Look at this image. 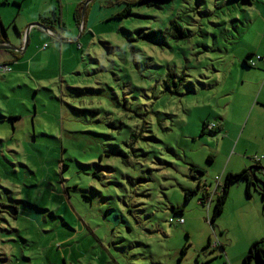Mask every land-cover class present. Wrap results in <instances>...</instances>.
Listing matches in <instances>:
<instances>
[{"label": "rangeland", "instance_id": "obj_1", "mask_svg": "<svg viewBox=\"0 0 264 264\" xmlns=\"http://www.w3.org/2000/svg\"><path fill=\"white\" fill-rule=\"evenodd\" d=\"M81 1L85 31L80 0H56L61 45L36 29L41 53L0 72V204L19 209L0 214V264H243L264 173L211 220L228 174L264 168V0H150L122 20L118 0ZM0 2L19 44V5Z\"/></svg>", "mask_w": 264, "mask_h": 264}, {"label": "trees", "instance_id": "obj_2", "mask_svg": "<svg viewBox=\"0 0 264 264\" xmlns=\"http://www.w3.org/2000/svg\"><path fill=\"white\" fill-rule=\"evenodd\" d=\"M118 1H120L122 4H124L125 7L121 12L111 16L110 20H113V19L122 20L125 18H129L133 15V7H135L138 4L148 3L150 0H118ZM155 1L166 2V1H172V0H155ZM247 1L251 2L250 0H247ZM6 3L8 4V0ZM14 4H17V3H14ZM17 5H19V4H17ZM83 6H84V3H81V5L77 6L75 13H74L75 22L77 23V26L79 28H81L82 23H85V19L87 17V10L86 9L84 10ZM0 22H1V20H0ZM38 22L42 23L44 26L50 24L48 29H50L51 31H53L56 34H57V30H56L57 27H59L62 31H66L65 30L66 29L65 23L62 19V15L58 11H53L48 16H41L40 20ZM38 30H40V29H38ZM85 30H86V23H85L84 28H83V31H85ZM3 32H6L5 26H3ZM18 33L20 35H22V33L20 31H18ZM252 56L253 55H249L244 60V65L248 68L253 67V65H251V64H253V62L255 60H253V59L248 60V58L252 57ZM256 63H257V61H256ZM0 65H2V64H0ZM7 65H9V64H7ZM184 78H185L184 75H181L180 77H178V79L176 76H172L171 74H169L167 76V79H166L167 85L172 83V85H174L176 88L174 90L170 89L171 93L175 94L178 92V88H179L178 85H179L180 81L184 80ZM15 119H17V118L10 117V120H15ZM207 127H208V124L205 123L203 126L202 135L206 134ZM208 128H210V125ZM215 128H216V126L214 125L212 127V129H210V130H212V131L214 130L217 132V130H215ZM255 168L259 169L260 172L264 173V168L262 166H260V167L258 166V167H254V168L252 167V168L244 169L240 173H236V174L230 173L227 175L225 184L223 186L222 194L219 195L216 206H215L214 215H213V218L211 220L212 224H214V222L217 220L219 215L223 213L225 203L228 200L230 189H231V186L233 184H235L241 180H245L247 182V191H248L249 195H251V187L253 184H255L257 189L261 190V188L259 187V179L256 175V172L254 171ZM193 169H196V167H193ZM188 195H189V191L187 192V196ZM0 205L3 206L5 204L1 203ZM17 210H19L18 207H17ZM175 211L177 213H182V210H176L175 209ZM17 216H18V213H17V215H15V217H17ZM221 248L224 251V247L221 246ZM185 253H186V248L183 249V256ZM243 264H264V240L263 241H256L250 246L249 253L244 257Z\"/></svg>", "mask_w": 264, "mask_h": 264}, {"label": "crops", "instance_id": "obj_3", "mask_svg": "<svg viewBox=\"0 0 264 264\" xmlns=\"http://www.w3.org/2000/svg\"><path fill=\"white\" fill-rule=\"evenodd\" d=\"M15 1V3H19V8H18V11H17V13L15 12V14H16V19H19V21H21V22H23L24 23V31H20L21 33H22V35H20L21 37L25 34V31L27 30V28L29 27V25H31L32 23H35V22H38L39 20H40V17L41 16H48L50 13H52L53 11H57V9L56 8H53L52 6H53V4L54 3H56V0H47L46 2H43V4L41 3L40 5H38V7H36L35 9H33V8H30L31 10L30 11H32V9H33V12H28L29 14H26L25 13V11L30 7V6H32V4L30 3L29 4V6H25V4H26V0H14ZM60 2H61V0H59ZM1 3V2H0ZM81 3H84L83 1H81L80 0V2H78L77 4L74 2L73 3V7H77V6H79V5H81ZM72 4V3H71ZM63 10V9H62ZM60 11V13H63V11ZM62 15V14H61ZM18 22V21H17ZM76 25H77V23H76ZM84 25H85V23L83 24L82 23V25H81V29H83L84 28ZM3 24H2V22H0V44H3V43H11V44H13V45H15V46H17V47H21L22 46V42L21 43H19V44H17V42L16 41H13V40H11V38L10 37H8V34H7V31L4 33L3 32ZM65 28H66V25H65ZM72 28H74V27H72ZM79 28V27H78ZM37 28H33L31 31H30V40H29V44H28V48L24 51V53H19V52H16V51H9V53L11 54V55H7V53H2V54H4V55H1L0 54V57H2L3 59H4V61H3V63L2 64H14V63H18V61H20V59L23 57V60H25L26 59V55L28 54V52L30 51V52H33L34 53V55L35 54H39V53H41L40 52V50L39 51H37L36 53H35V48L37 47V45L40 43V42H42L43 41V39H44V37L42 36V37H40V35H37V33L35 34V30H36ZM56 29V28H55ZM80 29V28H79ZM2 30V31H1ZM17 30H19L18 29V27H17ZM41 31H43V30H41L40 29V32ZM62 31V30H61ZM5 34V36H7V40L5 41L4 39H3V35ZM43 34L44 35H46L47 37H50V38H55L54 39V42L58 45V46H60L61 44H60V41H62L63 40V38L61 39L60 38V41H58V37L56 38V37H54V35L53 36H51L48 32H45V31H43ZM12 39H14V38H12ZM36 39L38 40V42L39 43H37L36 44ZM33 47V48H32ZM32 49V50H31ZM2 50H0V52H1ZM7 55V56H6ZM249 55H253V54H248V56ZM1 62V61H0ZM254 242H252V243H250L249 245L251 246L252 244H253ZM225 250V249H224Z\"/></svg>", "mask_w": 264, "mask_h": 264}, {"label": "water", "instance_id": "obj_4", "mask_svg": "<svg viewBox=\"0 0 264 264\" xmlns=\"http://www.w3.org/2000/svg\"><path fill=\"white\" fill-rule=\"evenodd\" d=\"M32 28H38V29H41V30H44V31L48 29L40 22L32 23L31 25H29V27L27 28L25 34L22 36V46L21 47H17L15 45L11 44V43H6L5 42L3 44H0V50L23 52L28 47L29 40H30V31L32 30ZM3 39L5 41L7 40V36H5V34L3 35ZM3 210L8 211L11 215H17V213H18L17 208L16 207H12V206L4 207Z\"/></svg>", "mask_w": 264, "mask_h": 264}, {"label": "built area", "instance_id": "obj_5", "mask_svg": "<svg viewBox=\"0 0 264 264\" xmlns=\"http://www.w3.org/2000/svg\"><path fill=\"white\" fill-rule=\"evenodd\" d=\"M257 60H261L264 62V58L262 57H258ZM256 61L253 62V66H256ZM12 71L11 67L9 65H0V72H2L3 74L5 73H10ZM210 129H212V126H210Z\"/></svg>", "mask_w": 264, "mask_h": 264}, {"label": "flooded vegetation", "instance_id": "obj_6", "mask_svg": "<svg viewBox=\"0 0 264 264\" xmlns=\"http://www.w3.org/2000/svg\"><path fill=\"white\" fill-rule=\"evenodd\" d=\"M50 25V24H49ZM49 25H45L46 28L49 27ZM4 207H9V205H0V214L1 213H8L6 210H3ZM6 211V212H5ZM15 216V215H14Z\"/></svg>", "mask_w": 264, "mask_h": 264}]
</instances>
